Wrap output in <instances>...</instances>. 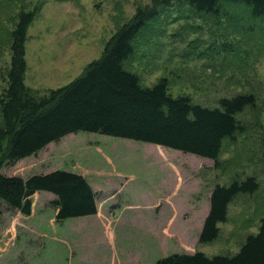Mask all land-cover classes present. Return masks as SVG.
Segmentation results:
<instances>
[{
    "label": "rangeland",
    "instance_id": "1",
    "mask_svg": "<svg viewBox=\"0 0 264 264\" xmlns=\"http://www.w3.org/2000/svg\"><path fill=\"white\" fill-rule=\"evenodd\" d=\"M151 2L0 0V67L9 57L7 29L20 10L35 14L26 34L24 82L41 94L78 76L136 8ZM252 23L255 30L245 31L171 4L148 22L124 63L143 85L166 77L171 95H188L203 106L255 94L256 105L237 114L246 131L224 144L223 168L165 147L162 157L151 143L69 134L1 171L23 178L55 169L81 173L97 190V213L57 223L52 195L42 191L31 196L30 215L0 203V264H155L171 253H236L264 214V22ZM4 86L0 77V92ZM249 175L257 178L258 191L237 196L218 237L199 243L213 186Z\"/></svg>",
    "mask_w": 264,
    "mask_h": 264
},
{
    "label": "trees",
    "instance_id": "2",
    "mask_svg": "<svg viewBox=\"0 0 264 264\" xmlns=\"http://www.w3.org/2000/svg\"><path fill=\"white\" fill-rule=\"evenodd\" d=\"M171 4L228 19L245 31H254L252 22L256 20L264 22V0H152L149 6L136 8L106 41L99 58L90 61L78 76L38 94L24 82L26 34L35 14L20 10L14 16L12 28L7 29L8 61L0 67L5 83L0 92V203L30 215L31 196L42 191L53 195L50 203L57 223L95 215L98 193L79 173L55 169L23 178L1 171V167L79 132L151 143L157 145L162 157L165 147L210 159L216 169L223 168L220 156L224 144L235 142L246 131L237 114L256 105L255 94L221 97L216 106L208 107L185 94L171 95L166 77L145 86L136 73L125 68L124 63L134 55L137 36ZM260 145L264 157V136ZM258 189L254 175L215 184L198 242L215 240L220 232L218 224L228 220L230 204L237 196L252 195ZM155 264H264V214L257 232L247 234L234 254L171 253Z\"/></svg>",
    "mask_w": 264,
    "mask_h": 264
},
{
    "label": "crops",
    "instance_id": "3",
    "mask_svg": "<svg viewBox=\"0 0 264 264\" xmlns=\"http://www.w3.org/2000/svg\"><path fill=\"white\" fill-rule=\"evenodd\" d=\"M53 143V142H52ZM79 174H81V173H79ZM82 175V174H81ZM89 181V180H88ZM89 183L91 184V186H92V188L97 192V190L95 189V187H94V185L89 181ZM52 195V194H51ZM52 198H53V195H52ZM204 220V219H203ZM202 223H203V221H202ZM202 227V226H201ZM201 230V229H200Z\"/></svg>",
    "mask_w": 264,
    "mask_h": 264
}]
</instances>
